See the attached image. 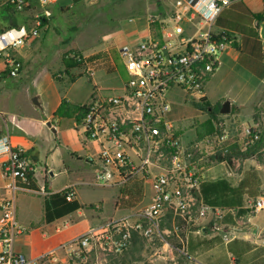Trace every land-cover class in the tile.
Segmentation results:
<instances>
[{
	"label": "built area",
	"instance_id": "obj_1",
	"mask_svg": "<svg viewBox=\"0 0 264 264\" xmlns=\"http://www.w3.org/2000/svg\"><path fill=\"white\" fill-rule=\"evenodd\" d=\"M53 1L0 0V9L34 12L32 24L0 25L1 72L8 78L19 75L20 49L43 29L41 24L47 16L42 10H35ZM242 1L173 0L170 13L157 21L158 29L153 28L155 21L149 17L148 36L120 48L128 75L122 94L93 96L84 104L81 124L86 142L93 147L87 159L95 166L96 181L120 190L123 200L128 199L135 183L149 185L151 193L145 206L29 258L14 250L16 241L27 229L16 218L13 200H0V264H84L91 251L99 249L119 255L132 245L134 237H158L166 243L165 237L179 238L181 233L188 234L192 227L205 221L210 232L229 241V216L233 223L242 226L264 210V196L248 205L243 220L236 219L238 211L202 202L199 187L205 181L208 161L196 140L183 141L171 119V102L167 98L174 89L195 102L204 97L208 80L229 49L215 22L223 11ZM213 126L218 130L223 125L218 122ZM215 135L217 143L210 155L214 160L218 151H229L231 141L224 130L220 134L215 131ZM248 136L245 147L252 144L251 134ZM25 154L24 149L12 145L8 135L0 137V156H5L1 162L3 175L15 183L28 180L30 163ZM261 245L264 247V236Z\"/></svg>",
	"mask_w": 264,
	"mask_h": 264
},
{
	"label": "crops",
	"instance_id": "obj_2",
	"mask_svg": "<svg viewBox=\"0 0 264 264\" xmlns=\"http://www.w3.org/2000/svg\"><path fill=\"white\" fill-rule=\"evenodd\" d=\"M244 1L242 3L245 5ZM261 1L262 12L253 13L248 9L254 16L264 17V0ZM127 22L132 25V28L121 29L119 33H116L117 41L113 45L90 50L80 48L74 50L79 51L83 57L98 52H109L112 49H115L119 55L122 46L133 44L140 38L147 37L149 32L147 18L134 17L129 18ZM236 38L240 49L229 48L223 55L220 67L205 86L204 97L211 105L220 103L222 107L224 102L230 103V112L226 115H221L219 112L218 116V121L223 125L219 130H224L231 138L230 149L237 147L241 152H244L247 149L244 142L249 138L248 133L251 130H258L263 138L260 149V153H263L264 45L260 39L261 55L254 56L250 54L248 47L243 46L241 37L236 35ZM31 53L25 54L24 49L19 51L18 56L22 63V70V60L27 62ZM120 60L122 62L121 58ZM63 70L60 58V63L46 69L43 78H40L37 73L32 74L30 79L34 83L35 90L23 104L27 111L19 108L8 112L9 110L6 108L3 113L5 118L0 122V137L8 135L12 145L24 149L28 153L30 170L37 185L43 190L44 184H47L48 192L43 194L19 188L12 179L3 175L1 162L5 160V156H0V200H13L16 218L19 224L27 229L26 234L16 241L14 250L29 258L79 237L90 228L100 227L107 220L116 218L114 215L116 212L121 213L119 216H122L132 212L135 208L120 207L118 205L119 196L116 193L112 199L114 214L112 213V216L105 219L103 215L104 201L100 198L93 201L83 200V198L91 199L93 193L101 192L103 188L115 189L96 181L95 166H92L87 159V156L93 152V147L86 142L79 118V108L84 106L89 98H81L77 91L72 92L82 76L74 82H69ZM1 71L0 64V76L2 77L3 72ZM97 71L86 68L73 70L71 74L81 75L85 72L91 79L93 73ZM54 74H57L59 80L53 79L52 75ZM112 74L120 80L117 73ZM120 83L123 92L124 83L121 80ZM224 90L225 93H222ZM34 96L37 97L39 106L32 102ZM206 119H208L207 116ZM216 143L215 141L213 144L216 145ZM214 161L213 166L208 168L205 173V181L225 179L232 186H236L242 179L243 173L253 169L257 172L260 181L259 196H264V155L260 159L234 157L232 167L225 163H219L217 160ZM240 166L241 169L238 170L237 168ZM222 167L225 168V174ZM59 178H63L65 181L60 185H55ZM9 185H14L15 188L9 189ZM54 185L55 189H53ZM142 185H139L144 193L142 197L148 199L151 193L150 186ZM65 189H70L74 198L82 206L91 205L93 208L80 209L50 224L42 223L44 196L47 193H59ZM254 201L255 199L245 198L243 210L246 212L248 205ZM245 215L246 213L238 214L236 219L243 220ZM226 222V232L230 234L229 241H223L219 236L210 232V225L205 221L202 223L205 225L200 227V235L189 234L192 235V239L194 238L192 240L194 250L190 253L186 252L188 235L184 242L178 241V243L175 242L176 244L166 242L165 247L155 248V251L152 252L153 257L145 253L136 254L131 258L121 255L120 261L123 264H264V247L261 245L264 236V210L252 217L247 225L239 226L233 223L230 216ZM35 224L38 226L33 228ZM136 239L140 238L134 237L133 242ZM234 239L248 242L253 246L237 262L226 248V245Z\"/></svg>",
	"mask_w": 264,
	"mask_h": 264
},
{
	"label": "rangeland",
	"instance_id": "obj_3",
	"mask_svg": "<svg viewBox=\"0 0 264 264\" xmlns=\"http://www.w3.org/2000/svg\"><path fill=\"white\" fill-rule=\"evenodd\" d=\"M172 1L83 0L80 3L74 4L72 0H54L49 5L36 9L35 11L42 10L47 17L45 26L39 36L30 37L20 49L21 51L24 49L25 54L32 52L29 59H27V62L26 60H22L23 70L17 77L8 78L0 76V79L4 78L0 80V122L5 118L3 113L6 108L9 110L8 112L15 109L18 110L19 108L27 111L23 107V104L25 103V99L35 90L34 83L30 79L32 74L37 73L40 78H43L46 69L60 63L61 54L69 50L76 48L90 50L113 45L117 41L115 37L116 33H119L121 29L132 28V25L127 22L129 18H153L155 21L153 28L158 29L157 21L165 18L170 13ZM244 3L253 13H259L263 10L261 0H245ZM32 14L34 12L18 14V24L21 25L24 22L32 24ZM0 25L3 27L11 26L1 22ZM76 91L80 94L81 98L88 97V100H90L94 96V91L96 97L121 95L122 86L120 80L116 79L115 75L100 70L93 73L91 79L87 75H82L72 90V92ZM222 93H225V90ZM167 98L171 102V119L173 120L174 127L182 135L183 141L196 140L199 143L202 155L208 161L207 168L212 167L215 161L213 156L210 155L215 150V144H213L216 141L215 128L213 132L207 129L208 125L206 124L208 119H206V115L200 114L193 107L194 99L188 97L185 93L174 89L168 92ZM239 153L242 152L239 150ZM237 169H241V166ZM222 171L225 174V168ZM64 181L65 179L59 178L56 180L55 185H60ZM55 185L53 189L56 188ZM115 190L103 188L101 192L93 193L91 199L83 198V200L93 201L100 198V200L104 201L103 215L107 219L114 214L112 209L114 195L117 193L119 196L118 203L123 199L119 195L121 191ZM146 203L147 199L142 197L134 206V209L138 210L145 206ZM120 214L116 212L114 215L118 217ZM202 225L205 224L192 227L191 232H188V234L181 233L179 238L171 235L165 237V240L166 242L176 244L180 240L185 241L189 234L200 235L201 232L197 233V231L200 230ZM164 244L158 237L152 240L136 239L126 251L119 255L106 254L99 249L91 251L84 264H123L120 261L121 255H127V257L131 258L135 257L136 254L145 253L153 257L152 252L155 251V248L165 247ZM164 252L166 253L165 250ZM151 257L149 256V258Z\"/></svg>",
	"mask_w": 264,
	"mask_h": 264
},
{
	"label": "trees",
	"instance_id": "obj_4",
	"mask_svg": "<svg viewBox=\"0 0 264 264\" xmlns=\"http://www.w3.org/2000/svg\"><path fill=\"white\" fill-rule=\"evenodd\" d=\"M83 0H72L74 4L80 3ZM18 14L11 8L0 9V22L6 23L11 26H19ZM264 21L262 16H254L248 8L242 3H236L229 9L223 11L217 18L215 25L222 30L223 42L229 47L236 50L240 49L239 42L236 35L241 37L243 46L250 49V54L257 56L261 55V40L259 37V26ZM27 23V22H24ZM46 19L42 22L41 26L44 27ZM61 64L64 68L63 73L67 75L69 82H74L83 74L88 76V73L79 75L71 74L73 70H82L92 68L94 71L105 70L106 73H117L120 80L125 84L128 81V75L118 52L115 49L109 52H98L88 57H83L77 50H69L61 56ZM2 77H7L6 73L1 74ZM54 80H59L57 74L52 75ZM65 103V102H64ZM193 107L200 113L208 117L207 129L210 132L214 131L212 123H218V116L220 112V103L211 105L208 100L203 97L199 101L193 103ZM84 106L79 108V118L82 120ZM220 134V130H216ZM252 144L247 146V149L239 153L237 147L229 149L228 152L218 151L216 160L219 163H225L227 166H233L234 157L242 159L256 157L260 159L263 153H260L262 136L258 130L250 131ZM256 138V139H255ZM28 157V153L25 154ZM28 180L26 183H21L19 180L16 184L19 188L30 190L34 192H41V188L37 185L31 170L27 172ZM259 178L257 172L253 169L246 170L243 173L242 179L238 185L232 186L227 180L219 179L215 181H203L200 184L199 192L202 202L210 207H218L227 210L238 211L239 215L245 213L244 204L245 198L256 199L259 192ZM47 184H44L43 191H47ZM130 195L127 200L121 199L118 204L123 208L134 207L142 198V191L140 186L135 183L129 191ZM83 208H93V206H82L70 189H65L59 193H47L43 201V217L42 223L50 224L59 220L73 212ZM39 224V223H38ZM33 225V228L38 226ZM194 239V238H193ZM192 235L187 238L186 252L190 253L194 250L192 243ZM205 242V241H204ZM211 242V241H209ZM206 243V242H205ZM227 251L233 256L235 262L238 261L244 254L249 252L253 246L248 242L234 239L226 245Z\"/></svg>",
	"mask_w": 264,
	"mask_h": 264
},
{
	"label": "water",
	"instance_id": "obj_5",
	"mask_svg": "<svg viewBox=\"0 0 264 264\" xmlns=\"http://www.w3.org/2000/svg\"><path fill=\"white\" fill-rule=\"evenodd\" d=\"M259 37L262 41H264V21L261 23L260 28H259ZM32 102L34 105L39 106V103L37 101V97H34L32 99ZM230 112V103L228 101L224 102L221 109H220V114L221 115H226Z\"/></svg>",
	"mask_w": 264,
	"mask_h": 264
}]
</instances>
